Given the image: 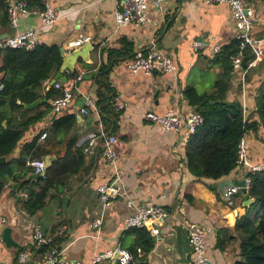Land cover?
Instances as JSON below:
<instances>
[{
  "label": "crops",
  "instance_id": "obj_1",
  "mask_svg": "<svg viewBox=\"0 0 264 264\" xmlns=\"http://www.w3.org/2000/svg\"><path fill=\"white\" fill-rule=\"evenodd\" d=\"M51 1L57 19L37 32L39 43L57 44L65 49L69 41L87 34L92 37V45L103 46L99 54L94 49L90 52L91 63L79 60L75 64L76 75L81 71L85 73L78 82V90L73 92L71 103L57 116L44 106L22 107L12 112V123L16 124L45 111L23 132L13 152L4 157L3 163L11 164L12 174L4 181L0 193V218H5L3 228L10 227L15 245L6 247L2 244L0 264H13L17 248L29 249L33 243L30 238L32 225H39L50 241L59 240L65 258L78 260L81 264H92V257L97 252L118 244L127 247L133 243V237L124 227V219L130 211L122 199L115 200L106 211L98 234L90 228L92 219L101 209L97 186L108 179L109 170L99 145L102 139L94 148L80 143L87 134L97 131V120L93 115L80 117L79 108L83 97L95 99L96 85L88 76L90 70L110 59H117L109 80L115 93L114 105L121 108L118 109L116 130L111 134L116 137L122 188L135 203L161 205L167 213L159 235L153 237L152 248L147 253L136 252L141 259L139 264H193L184 228L186 223H196L203 229L206 253L212 264H233L238 258L239 247L232 240V229L243 205V195L225 199L216 185L218 180L198 178L189 172L185 153L191 140L185 129L159 133L153 124L144 120L148 110L163 114L168 110L183 111L191 107L183 95L187 87L196 88L200 93L214 91V82L221 72L213 62L216 55H212L208 47L194 52L192 43H206L209 37H213L222 47L235 40L229 6L225 3L206 4L203 0H166L162 12L149 6L146 24L116 28V0ZM251 3L257 15L253 34L264 37V0H251ZM37 24L38 17L29 15L21 25ZM5 33L11 35L13 29L1 31L0 35ZM151 41L172 59L177 68L176 79L160 73L132 75L127 68L131 58L119 59L123 57L119 55L120 50L128 51L125 43H132L133 54L138 49L147 51ZM250 56L249 53L246 55L245 64ZM57 72L42 84V94ZM68 72H63L67 81L76 77L68 78ZM205 77H208L210 88L200 90ZM263 86L264 56L248 70L245 85L240 83L238 72L230 73L226 99L238 101L245 117L256 119V97ZM64 116H73L74 124L69 129L55 128V118ZM257 132L259 137L249 132L247 145L251 162L256 160L259 163L264 155V128L260 127ZM42 134H45L44 138ZM32 140L35 141L34 147L27 153L22 152L23 145ZM80 154L84 157V165L78 172H73ZM46 156L52 158L41 178L49 187L48 195L44 206L30 215L22 208L28 192L20 187L23 183L26 188L40 189L43 186V182L36 183L38 179L30 176L34 173L28 162L32 159L44 161ZM245 171L243 167H237L220 179L239 180ZM213 184L215 189L209 187ZM64 197H68L65 208L62 205ZM61 229L63 232L59 233ZM219 240L224 242L221 248L217 246Z\"/></svg>",
  "mask_w": 264,
  "mask_h": 264
},
{
  "label": "trees",
  "instance_id": "obj_2",
  "mask_svg": "<svg viewBox=\"0 0 264 264\" xmlns=\"http://www.w3.org/2000/svg\"><path fill=\"white\" fill-rule=\"evenodd\" d=\"M29 9H42L41 0H24ZM251 3V0H246ZM9 0H0V33L10 28L7 17V5ZM57 44L39 43L33 50L26 51L17 48H0V157H8L20 142L23 132L31 123L39 120L45 111H39L32 117H28L16 124L12 123V112L18 108L25 107L37 99L45 98V102L34 108L44 106L50 108L49 101L56 91L49 87L41 93L42 84L60 67L62 57ZM127 52H119V59L129 56L132 58V43H125ZM238 41L232 40L229 44L221 47L213 62L221 68L218 79L214 82V91L211 93H200L196 88L187 87L183 95L191 107L197 110L203 118L201 125L197 127L189 138L191 144L186 153V166L189 172L198 178H208L214 181L227 176L235 168L239 167L238 143L241 137L248 136L249 132L258 136V129L264 128V86L259 90L256 97V119L243 116V109L238 101H227L226 91L228 87L232 66L230 56L237 51ZM118 57V56H117ZM117 59L102 61L95 70L90 71V78L96 85L95 104L98 108L101 121L108 132H115L120 111L114 105L115 93L109 80V73ZM91 68V69H93ZM68 78L76 76V72H68ZM4 123V124H3ZM54 127L69 129L74 124L73 116L55 118ZM262 139V138H261ZM35 141L25 143L22 152H29L34 147ZM24 150V151H23ZM99 151V150H98ZM100 152V151H99ZM25 153V152H24ZM258 156V155H257ZM256 158V157H255ZM250 159V158H249ZM264 164V155L262 156ZM84 157L80 154L79 161L73 167V172H78L84 165ZM257 163L256 160H253ZM241 167V166H240ZM12 174L11 164H0V193L6 178ZM250 185L247 190L251 203L241 206L233 226L232 240L238 243V258L233 264H264V171L249 173ZM40 189L26 188L25 183L21 189L28 192L27 200L23 202L22 208L25 213L33 215L41 209L48 195V188L43 178L36 180L42 183ZM51 187V186H50ZM215 189L216 185L209 186ZM241 195L238 190L232 195ZM234 202V200H233ZM53 227V231L56 229ZM128 234L133 237V243L124 247L133 255L129 264H139L141 260L136 253L139 247L143 253H147L153 246V236L146 228L127 229ZM227 241V240H226ZM223 240L217 241V246H223ZM52 247H60L59 240H52L48 245H36L32 243L29 249L36 260H41L45 253ZM24 248H17L13 264H19L17 255ZM99 264L112 263L105 260Z\"/></svg>",
  "mask_w": 264,
  "mask_h": 264
},
{
  "label": "built area",
  "instance_id": "obj_3",
  "mask_svg": "<svg viewBox=\"0 0 264 264\" xmlns=\"http://www.w3.org/2000/svg\"><path fill=\"white\" fill-rule=\"evenodd\" d=\"M166 0H116L114 9V19L116 28L134 24L136 26L144 25L149 20V6L156 11L162 12ZM206 4L225 3L229 6L230 16L234 27V38L238 41L237 51L230 56L232 70L230 73L238 72L239 81L245 85L246 75L251 67H254L264 56V37H256L253 34V27L257 21L255 7L245 0H203ZM42 9H29L24 0H9L7 5V17L13 33L7 38L0 39V48H17L26 51L33 50L39 40L37 32L47 26L52 25L56 21V13L51 0H41ZM29 15L38 17V24L35 26L23 27L22 20ZM85 42L92 45V37L87 34H80L75 39L68 42L65 47L66 53L72 49L79 47ZM103 44L92 45V48L100 53ZM208 47L212 55H216L221 51V45L213 37H209L208 41H194L192 49L194 52L200 51ZM248 51V52H247ZM250 54L248 62L242 66V61L247 54ZM127 68L130 74L134 75L138 72L151 75L160 73L168 75L172 79L177 78V68L172 59L160 51L154 41H151L147 51L138 49L133 57L129 59ZM94 70V69H93ZM92 71V70H90ZM85 71H81L76 77L62 83L56 81L52 84V88L56 94L50 102V111L53 116H57L62 109L68 106L73 98V92L78 90V82L82 79ZM2 84L0 83V89ZM84 101L79 108L80 117H88L93 115L97 120V131L87 134L80 140V143L86 144L89 148H94L98 141L103 140L101 145L102 158L108 168V179L97 186L98 200L101 209L92 219L90 228L98 234L102 229L106 211L111 208L113 202L122 199L125 207L130 211L124 219L125 229L130 228H146L151 236L157 237L160 233V225L167 217V213L161 205H143L135 203L123 190L120 182V171L118 166V153L115 148V135L106 132L101 121L98 108L95 104L94 97H83ZM121 106L116 107L120 109ZM243 116L244 113H243ZM144 120L155 126L159 133L169 130L180 132L185 129L187 134H193L197 127L203 122L202 115L193 107L186 110H168L163 114L155 113L148 110L144 114ZM42 138L45 134L41 135ZM237 164L243 167L248 173L244 176L245 188L248 190L250 185L249 173L264 171L263 163H253L249 159L247 137H241L238 143V159ZM28 165L33 169L34 174H40L44 169V161L42 159H32ZM238 191V187H227L224 190L223 197L231 200L232 195ZM5 218H0V254L2 252V230L5 225ZM187 231V241L191 249L193 264H212L206 253V244L203 229L196 223H186L184 225ZM63 229L59 230V233ZM96 237V235L94 236ZM31 241L36 245H48L50 239L42 232L39 225H32L30 231ZM97 238V237H96ZM136 252L141 254L139 247ZM115 260L119 264H129L133 260V255L121 245L105 251L97 252L92 257V264H99L105 260ZM19 264H81L78 260L67 259L63 255V249L58 247L50 248L41 260H36L30 250H22L17 255Z\"/></svg>",
  "mask_w": 264,
  "mask_h": 264
},
{
  "label": "water",
  "instance_id": "obj_4",
  "mask_svg": "<svg viewBox=\"0 0 264 264\" xmlns=\"http://www.w3.org/2000/svg\"><path fill=\"white\" fill-rule=\"evenodd\" d=\"M9 37L8 33H5V35H0V39L2 38H7ZM93 50L91 43L89 42H85L82 45H80L79 47H76L74 49H72L71 52L66 53L65 49L63 46L59 47V51L62 57V61L60 64V67L58 69V72L54 75V77L49 81V87L52 86V84L56 81H60L62 83H65L66 77L63 75L64 71H69V72H73L75 71V64L81 60L85 63H91V59L89 57L90 52ZM247 60V57H245L242 61V66L245 65V62ZM45 99H37L32 103L29 104H23V106L28 107V108H33L37 105H39L41 102H44ZM84 99H82V103H83ZM4 124V123H3ZM50 156H46L44 159V169L40 174H32L30 175L32 178H36L39 179L40 177L44 176L45 171L47 169V167L50 165ZM5 158L2 156L0 157V164H2L4 162ZM247 171L244 172V176L247 175ZM216 185L219 188L220 192L224 193V188L227 187H233L236 186L238 187V190L240 191V193L243 195L244 201H243V205L244 206H248L251 203V199L248 198V194H247V190L245 188V179L244 177L239 179V180H230V179H220L218 181H216ZM68 197H64L62 200V205L65 208L66 207V201H67ZM11 229L10 227H5L2 230V234H1V238H2V243H4V245L6 247H11L14 246L15 243L13 242L12 238H11ZM115 260H112V263H114Z\"/></svg>",
  "mask_w": 264,
  "mask_h": 264
},
{
  "label": "rangeland",
  "instance_id": "obj_5",
  "mask_svg": "<svg viewBox=\"0 0 264 264\" xmlns=\"http://www.w3.org/2000/svg\"><path fill=\"white\" fill-rule=\"evenodd\" d=\"M252 4V3H251ZM210 88V82L208 80V77L204 78V81L201 84L200 90H208ZM264 134V132H263ZM264 144V143H263Z\"/></svg>",
  "mask_w": 264,
  "mask_h": 264
}]
</instances>
